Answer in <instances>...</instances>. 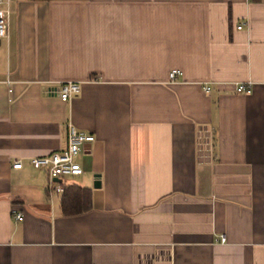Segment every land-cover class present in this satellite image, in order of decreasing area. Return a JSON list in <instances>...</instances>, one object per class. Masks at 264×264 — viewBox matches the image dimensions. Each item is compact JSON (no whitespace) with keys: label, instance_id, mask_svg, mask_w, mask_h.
<instances>
[{"label":"crops","instance_id":"1","mask_svg":"<svg viewBox=\"0 0 264 264\" xmlns=\"http://www.w3.org/2000/svg\"><path fill=\"white\" fill-rule=\"evenodd\" d=\"M0 3V264H264V0ZM68 124L95 141L64 217L30 159Z\"/></svg>","mask_w":264,"mask_h":264},{"label":"built area","instance_id":"2","mask_svg":"<svg viewBox=\"0 0 264 264\" xmlns=\"http://www.w3.org/2000/svg\"><path fill=\"white\" fill-rule=\"evenodd\" d=\"M252 1V0H246ZM0 3V40L7 39L8 34V16L9 10L7 7H1ZM241 26L236 27V30H240ZM179 75L178 72H171L169 74V80H175L176 76ZM81 86L76 82H67L60 84V86L51 93L57 95V97L62 102H68L73 97L79 95ZM208 91V88L205 89ZM234 92L236 94L248 95L250 93V85L236 84L234 86ZM67 129V139L66 146L64 149L54 152L48 156L31 158L30 165L37 170H42L47 175V191L49 195H62L65 186L63 181L70 177H76L81 175V167L78 163V158L82 153L86 145H90L95 141L94 136L78 131L74 126L68 124ZM13 169L19 170L22 168V162L16 161L13 164ZM58 180H60L58 182ZM15 222H20L22 216L20 214L14 215ZM220 243L225 242V237L221 236Z\"/></svg>","mask_w":264,"mask_h":264},{"label":"trees","instance_id":"3","mask_svg":"<svg viewBox=\"0 0 264 264\" xmlns=\"http://www.w3.org/2000/svg\"><path fill=\"white\" fill-rule=\"evenodd\" d=\"M91 209V191L77 186H65L60 200L64 217L81 215Z\"/></svg>","mask_w":264,"mask_h":264},{"label":"water","instance_id":"4","mask_svg":"<svg viewBox=\"0 0 264 264\" xmlns=\"http://www.w3.org/2000/svg\"><path fill=\"white\" fill-rule=\"evenodd\" d=\"M60 180H58V182H59Z\"/></svg>","mask_w":264,"mask_h":264}]
</instances>
